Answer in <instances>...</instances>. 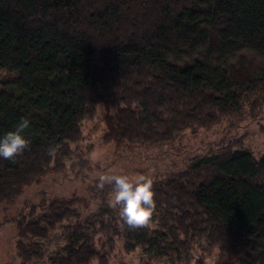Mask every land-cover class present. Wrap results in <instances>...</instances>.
<instances>
[{
	"label": "trees",
	"instance_id": "1",
	"mask_svg": "<svg viewBox=\"0 0 264 264\" xmlns=\"http://www.w3.org/2000/svg\"><path fill=\"white\" fill-rule=\"evenodd\" d=\"M248 55L264 59V0H0V71L11 75L0 87V135L30 121L28 149L0 158V204L50 173L98 169L80 123L99 108L101 139L116 148L229 124L245 108L257 114L264 66ZM151 180L154 211L136 228L99 180L85 196L30 205L13 220L19 264H108L118 246L170 264H264V154L222 138ZM57 228L66 242L45 255L37 241Z\"/></svg>",
	"mask_w": 264,
	"mask_h": 264
},
{
	"label": "rangeland",
	"instance_id": "2",
	"mask_svg": "<svg viewBox=\"0 0 264 264\" xmlns=\"http://www.w3.org/2000/svg\"><path fill=\"white\" fill-rule=\"evenodd\" d=\"M248 57L253 65L264 66L263 58H251L249 55ZM256 76L261 78L263 73L260 72ZM9 80L11 75L6 71H0V87ZM101 112L102 109L99 108L92 120L80 123L83 137L81 145L91 147L89 157L98 169L78 177L67 171L66 174L50 173L39 184L26 187L13 203L0 204V264H19L15 256L14 246L18 238L13 220L42 198L85 196L87 186L92 185L94 180H99L104 174L145 175L150 179H162L184 168L193 157L206 154L222 138L241 140L243 146L256 158L264 154V106L255 115L247 112L245 108L241 112L242 119L232 120L230 126V123L223 121L210 129H199L194 133L186 131L179 138L174 137L167 143L119 148L102 141L104 124L101 121ZM37 242L45 255L61 252L66 242V235L57 228L50 233L48 239ZM112 254L115 255L108 264H170L166 260H156L152 253L141 250L124 254L120 246ZM206 262V264H216L210 259ZM34 264H46V262L35 261ZM90 264L98 263L94 260Z\"/></svg>",
	"mask_w": 264,
	"mask_h": 264
},
{
	"label": "clouds",
	"instance_id": "3",
	"mask_svg": "<svg viewBox=\"0 0 264 264\" xmlns=\"http://www.w3.org/2000/svg\"><path fill=\"white\" fill-rule=\"evenodd\" d=\"M30 121L22 118L14 130L0 135V158L14 159L29 147V140L24 135ZM110 185L112 204L119 209L123 222L129 228L144 226L149 223L154 211V193L152 180L145 175L104 174L99 177L98 187Z\"/></svg>",
	"mask_w": 264,
	"mask_h": 264
}]
</instances>
